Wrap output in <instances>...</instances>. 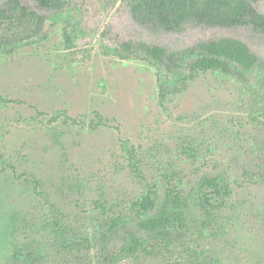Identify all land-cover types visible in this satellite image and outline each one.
Here are the masks:
<instances>
[{
  "label": "rangeland",
  "instance_id": "obj_1",
  "mask_svg": "<svg viewBox=\"0 0 264 264\" xmlns=\"http://www.w3.org/2000/svg\"><path fill=\"white\" fill-rule=\"evenodd\" d=\"M22 1L43 13L47 23L36 43L0 53V95L23 101L0 102V264H7L26 239L45 246L52 237L45 213L47 219L89 224L99 213L97 201L125 207L147 184L165 177L189 197L192 223L201 222V178L223 173L241 186L214 229L206 231V248L221 264H264V118L246 123L250 90L264 74H248L246 85L209 72L162 99L161 85L170 88L183 77L142 53L125 60L118 48L119 41L132 40L177 51L236 37L264 59L262 33L251 25L169 31L137 22L122 0H70L64 11ZM255 5L264 13V0ZM65 29L71 48L64 42ZM38 109L47 115L37 117ZM60 112L83 124L49 122ZM95 112L112 125L91 129ZM123 145L138 159L137 173ZM244 170L251 171L249 180Z\"/></svg>",
  "mask_w": 264,
  "mask_h": 264
},
{
  "label": "trees",
  "instance_id": "obj_2",
  "mask_svg": "<svg viewBox=\"0 0 264 264\" xmlns=\"http://www.w3.org/2000/svg\"><path fill=\"white\" fill-rule=\"evenodd\" d=\"M33 1L38 8L54 11H64L70 5V0ZM122 1L137 22L169 31L183 30L189 25L223 28L251 25L264 37V13L256 7L257 0ZM46 23L43 13L22 0H8L0 5V53H12L19 45L36 43L43 36ZM63 36L66 46L71 48L72 37L67 29ZM118 48L125 54V60L142 53L145 60L163 66L169 74L183 77L177 85L169 86L174 89L161 85L162 99L172 91L187 89L200 75L209 72L233 76L246 85L248 74H264V59L236 37L202 41L177 51L132 40L119 41ZM254 83L250 90L252 97L247 103V125L258 124L264 118V81L255 80ZM254 83L249 84V88ZM0 102L5 105L23 103L2 95ZM42 115L47 113L38 109L37 117ZM60 119L66 126L83 124L79 117L65 112L53 115L49 122ZM111 122L95 112L89 127H108ZM122 148L132 159L133 171H140L133 151L126 145ZM251 176V171L244 170L243 178L249 180ZM239 182L226 173L203 176L197 197L204 220L198 223H192L189 217V197L168 177L161 183L147 184L146 191L125 207L114 208L97 201L95 206L99 213L89 224L59 216L47 219L45 213L44 226L52 237L44 247L34 239H26L7 264H221L206 248L209 240L206 231L214 229L210 227L216 223L219 213L229 206L235 189L241 186ZM35 189L40 195L38 188ZM51 207L56 208V205L51 204Z\"/></svg>",
  "mask_w": 264,
  "mask_h": 264
}]
</instances>
